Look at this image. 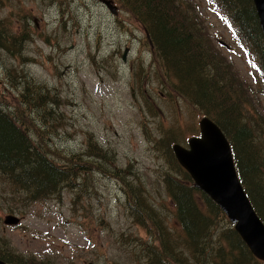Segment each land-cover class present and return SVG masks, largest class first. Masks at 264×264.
Instances as JSON below:
<instances>
[{"label":"rangeland","instance_id":"374dc122","mask_svg":"<svg viewBox=\"0 0 264 264\" xmlns=\"http://www.w3.org/2000/svg\"><path fill=\"white\" fill-rule=\"evenodd\" d=\"M101 1L0 0V18L13 22V32L23 20L34 23L26 26L31 38L22 45L21 57L0 47L2 100L15 105L13 99L25 85L47 90L54 97L49 107L54 130L52 138L46 135L45 140L49 146L56 144L64 151L80 153L93 165L85 169L92 175L91 182L89 177L85 181L86 188L65 190L60 199L22 202L4 179L0 181V242L18 255L44 259L45 264H143L144 255L136 260L139 249L133 250L131 245L149 238L138 228L137 220H130L127 207L132 193L122 189L135 181L143 187L144 200L146 196L152 207L163 210L166 226L180 231L166 182L167 176L177 178L179 168L170 162L175 160L166 157L164 146L171 141L184 146L197 131L202 113L185 97L168 94L160 57L131 12L113 0L110 4L118 7L114 15ZM190 1L205 28L200 31L201 40L205 42L210 35L232 63L231 73L251 86V95L264 109V77L255 69L248 47L238 41L209 0ZM10 77L16 78L15 85ZM157 115L163 118V125H169V132L159 129ZM169 135L172 140L163 146L155 142ZM90 143L97 155L105 150L107 165L98 162L93 151L88 154ZM56 162L62 164L64 159ZM242 177L248 178L245 162ZM2 197L8 200L4 205ZM9 205L19 219L4 225ZM227 221H221L220 226H229ZM213 239V249L224 245ZM225 247L230 259L227 243ZM28 261L19 260L21 264Z\"/></svg>","mask_w":264,"mask_h":264},{"label":"trees","instance_id":"16d2710c","mask_svg":"<svg viewBox=\"0 0 264 264\" xmlns=\"http://www.w3.org/2000/svg\"><path fill=\"white\" fill-rule=\"evenodd\" d=\"M118 2L131 12L148 33L154 51L164 66L168 94L177 93L178 97H185L223 131L231 146L240 181L264 223V109L258 99L251 95V86L231 73L232 63L223 57L210 35L205 42L201 40L200 31L205 28L192 1ZM211 2L229 19L240 41L250 44L248 49L255 58V69L260 70L264 77V39L252 0ZM189 9L191 13L187 14ZM12 23L0 18V47L21 57L22 45L31 38L26 26H33L34 23L23 20L17 32H13L16 28ZM38 34L41 36V33ZM8 80L13 85L17 82L14 77ZM2 98L0 96V181L4 179L3 183H7L15 195H20L22 202L49 197L60 199L62 190L85 188L87 177L90 182L92 180V175L85 171L93 167L91 161H85L80 153L59 149L56 144L49 146L45 140L46 135L52 138L50 132L54 130L51 125L53 117L49 114L54 97L40 86L25 85L21 95L13 99L15 105ZM166 128L167 125L159 123V129L165 131ZM170 140L171 135L162 136L155 142L163 146ZM88 146L90 154L93 151L91 143ZM164 151L167 158L174 160L169 146H164ZM92 154L98 162L108 164L105 150L102 155H97L96 151ZM98 156L104 161H100ZM59 159H64V162L58 164L56 161ZM243 162L248 169V178L242 177ZM176 166L179 168L176 172L178 179L167 176L166 182L167 195L174 207L173 217L180 231L168 228L163 219V210L152 207V225L146 229L149 240L139 242L136 260L140 261L137 256L143 254V264H262L246 247L219 207L194 187L192 179L178 163ZM99 171L113 178L103 168ZM80 173H83L82 179L77 180ZM120 181L124 183L122 177ZM122 189L132 193L135 205H147L149 208L143 198V187L136 181L131 185L126 184ZM2 198L4 205L8 200ZM6 211L11 214L14 208L9 205ZM223 220L229 226L221 227ZM213 238L224 245L213 249ZM226 243L230 259H227ZM132 247L134 250V243ZM24 258L29 260L25 264H45L44 259L37 260L34 256L25 257L14 253L1 241L0 259L9 264H21L19 260Z\"/></svg>","mask_w":264,"mask_h":264},{"label":"water","instance_id":"95a60500","mask_svg":"<svg viewBox=\"0 0 264 264\" xmlns=\"http://www.w3.org/2000/svg\"><path fill=\"white\" fill-rule=\"evenodd\" d=\"M103 2L112 13L116 12L109 0ZM253 3L264 38V0H253ZM199 123L201 136L190 138L188 149L174 144V153L194 180V186L221 207L251 253L264 261V223L239 180L230 144L221 129L209 119L204 118ZM16 222L14 216L4 219L6 224ZM0 264L5 263L0 260Z\"/></svg>","mask_w":264,"mask_h":264},{"label":"bare ground","instance_id":"6f19581e","mask_svg":"<svg viewBox=\"0 0 264 264\" xmlns=\"http://www.w3.org/2000/svg\"><path fill=\"white\" fill-rule=\"evenodd\" d=\"M9 262V261H8Z\"/></svg>","mask_w":264,"mask_h":264}]
</instances>
